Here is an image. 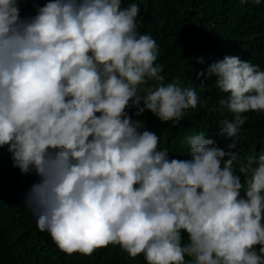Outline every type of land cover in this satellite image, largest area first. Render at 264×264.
Instances as JSON below:
<instances>
[{
	"label": "clouds",
	"instance_id": "1",
	"mask_svg": "<svg viewBox=\"0 0 264 264\" xmlns=\"http://www.w3.org/2000/svg\"><path fill=\"white\" fill-rule=\"evenodd\" d=\"M139 11L122 0H46L22 16L20 0H0V147L40 178L24 203L68 254L112 243L148 264H264V151L237 173L238 153L199 131L184 137L191 158L180 159L127 110L178 124L205 103L179 76L163 83ZM197 75L230 93L220 104L234 118L219 125L235 149L242 113L264 111V69L226 54ZM148 80L157 83L139 87Z\"/></svg>",
	"mask_w": 264,
	"mask_h": 264
},
{
	"label": "trees",
	"instance_id": "2",
	"mask_svg": "<svg viewBox=\"0 0 264 264\" xmlns=\"http://www.w3.org/2000/svg\"><path fill=\"white\" fill-rule=\"evenodd\" d=\"M44 3L46 0H20L21 15L35 14L36 6ZM131 3L140 5L139 31L151 34L157 42L154 63L164 65L163 83L179 76L205 103L186 109L178 124L161 121L151 110L139 117L134 107L127 110L157 132L158 148H168L170 156L180 159L191 158L190 145L182 143L184 137L204 131L226 152L238 153L234 161L238 173L248 157H258L264 151V111L242 113L248 119L237 133L236 148L229 149L235 137L221 135L219 121L234 118V113L220 104L230 93L219 89L215 76L206 78L197 73L226 54L239 55L264 69V0H122L123 6ZM156 83L148 80L139 87ZM39 179L34 171L22 173L14 167L7 147H0V264H148L143 253L132 257L119 244L99 247L91 255L61 250L48 231L37 227L36 217L24 203L28 189ZM188 235L184 230L183 242Z\"/></svg>",
	"mask_w": 264,
	"mask_h": 264
}]
</instances>
